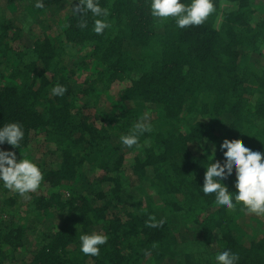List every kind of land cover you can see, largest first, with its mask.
<instances>
[{
  "label": "trees",
  "instance_id": "obj_1",
  "mask_svg": "<svg viewBox=\"0 0 264 264\" xmlns=\"http://www.w3.org/2000/svg\"><path fill=\"white\" fill-rule=\"evenodd\" d=\"M21 1L0 0V124L20 123L24 140L0 148L43 179L26 198L0 185V264H215L224 249L264 264V216L200 190L223 139L264 153V0H213L187 28L151 16L150 0H98L100 34L77 0L5 12ZM144 112L152 130L122 145ZM93 231L108 237L97 256L79 249Z\"/></svg>",
  "mask_w": 264,
  "mask_h": 264
},
{
  "label": "clouds",
  "instance_id": "obj_2",
  "mask_svg": "<svg viewBox=\"0 0 264 264\" xmlns=\"http://www.w3.org/2000/svg\"><path fill=\"white\" fill-rule=\"evenodd\" d=\"M34 7H44L43 0H35ZM149 10L151 16L166 20L172 18L178 28H187L204 23L215 11L213 0H150ZM73 11L84 16L91 12L93 31L102 33L110 25L106 19L109 10L101 7L98 0H77ZM87 21L82 20L80 27H86ZM51 94L62 96L66 87L55 84L51 88ZM152 130L147 118H141L132 126L128 134L120 136L122 145L131 148L138 145V138L145 132ZM24 140V130L20 123L11 121L0 124V144L5 142L20 148ZM223 154L222 161L212 160L204 171L203 183L200 190L205 196L209 194L214 198L216 206L223 207L227 211L235 209L241 204L244 210L255 216H264V153L252 150L238 140L223 139L219 145ZM215 145L212 153L215 155ZM213 155V157H214ZM235 175V191H229L225 181ZM43 172L30 158L17 159L12 150L0 148V185L4 188L27 197L35 192L41 185ZM164 218L159 220L149 214L145 220L148 227L156 228L164 224ZM108 237L100 232L81 233L79 235V249L85 255L97 256L100 246L105 244ZM215 264H237L238 256L230 249L218 251L214 256Z\"/></svg>",
  "mask_w": 264,
  "mask_h": 264
},
{
  "label": "rangeland",
  "instance_id": "obj_3",
  "mask_svg": "<svg viewBox=\"0 0 264 264\" xmlns=\"http://www.w3.org/2000/svg\"><path fill=\"white\" fill-rule=\"evenodd\" d=\"M29 4H30V2H28L27 0H23L19 3H15L14 6H11V5L5 6L6 8L4 7V10H5V12H7V14H10L11 16H18V19H23L25 16V13H26V12H24L23 6L27 7ZM62 15L63 14H61V16ZM47 22L51 25L52 24L53 25L60 24L59 21L58 22L57 21L52 22L49 19L47 20ZM112 95L114 96V94H112ZM144 117H146L147 120H149L151 118V113L144 112L141 118H144Z\"/></svg>",
  "mask_w": 264,
  "mask_h": 264
}]
</instances>
